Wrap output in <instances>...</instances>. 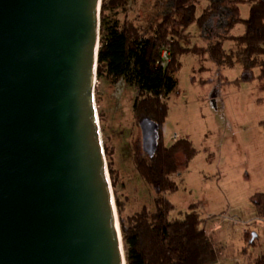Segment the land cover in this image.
<instances>
[{
	"label": "water",
	"instance_id": "water-1",
	"mask_svg": "<svg viewBox=\"0 0 264 264\" xmlns=\"http://www.w3.org/2000/svg\"><path fill=\"white\" fill-rule=\"evenodd\" d=\"M101 9L0 0V264H127L95 96ZM140 129L156 151L158 125Z\"/></svg>",
	"mask_w": 264,
	"mask_h": 264
},
{
	"label": "rangeland",
	"instance_id": "rangeland-1",
	"mask_svg": "<svg viewBox=\"0 0 264 264\" xmlns=\"http://www.w3.org/2000/svg\"><path fill=\"white\" fill-rule=\"evenodd\" d=\"M152 6L151 2L129 0L125 9L110 14L109 22L137 18L142 22ZM249 15L250 8L241 6V18ZM244 31L239 25L232 34L241 36ZM189 33L192 46L209 49L208 34L201 38L195 26ZM235 48L233 42L225 43L227 52ZM241 74L240 65L217 67L209 51L182 56L177 89L167 99L162 138L166 145L187 139L197 153L187 162L184 155L177 156L180 168L172 176L178 185L175 193H161L148 185L135 165L134 148L140 145L143 149L144 142L138 124L143 115L134 113L138 88L97 78L96 104L108 169L110 165L114 170L115 185L110 180L119 224L121 217L144 208L154 212L156 200L163 196L175 206L173 218L197 205L218 253L217 263L254 264L264 254V219L252 202L255 195L264 194V83L256 80L237 86L233 82ZM246 234L251 241L256 239L255 246L246 242Z\"/></svg>",
	"mask_w": 264,
	"mask_h": 264
},
{
	"label": "trees",
	"instance_id": "trees-1",
	"mask_svg": "<svg viewBox=\"0 0 264 264\" xmlns=\"http://www.w3.org/2000/svg\"><path fill=\"white\" fill-rule=\"evenodd\" d=\"M141 1L153 4L144 21L137 18L121 23L109 22V16L125 9L129 0H102L97 76L98 79L106 77L112 84L124 81L138 88L134 113L136 117L143 115L138 124L143 118H151L159 127V139L153 155L144 152L140 145L135 146V165L148 185L161 193H175L178 185L172 176L180 168L177 156L184 155L187 162V158L197 153L187 139L166 145L162 138V125L169 111L167 99L177 89L181 58L185 54L201 55L209 51L219 68L242 67V74L233 82L237 86L256 80L264 83V0ZM243 5L250 8L248 19L241 18ZM239 25L244 26V34L234 36L232 31ZM193 26L201 38L209 35L208 50L192 46L189 30ZM226 42H233L236 48L227 52ZM164 50L170 53L166 67H162ZM109 172L115 185L110 165ZM252 202L258 216L264 219V194L255 195ZM155 204L154 212L144 208L120 218L127 264L217 263L218 253L204 229L205 220L197 212V205L173 218L172 203L161 196ZM117 206L121 214L119 200ZM246 235V242L255 246L256 239L251 241L252 237ZM254 264H264V254Z\"/></svg>",
	"mask_w": 264,
	"mask_h": 264
},
{
	"label": "built area",
	"instance_id": "built-area-1",
	"mask_svg": "<svg viewBox=\"0 0 264 264\" xmlns=\"http://www.w3.org/2000/svg\"><path fill=\"white\" fill-rule=\"evenodd\" d=\"M162 67H166L167 63L170 61V53L168 50H164L163 55H162ZM215 264H220V263H215Z\"/></svg>",
	"mask_w": 264,
	"mask_h": 264
},
{
	"label": "flooded vegetation",
	"instance_id": "flooded-vegetation-1",
	"mask_svg": "<svg viewBox=\"0 0 264 264\" xmlns=\"http://www.w3.org/2000/svg\"><path fill=\"white\" fill-rule=\"evenodd\" d=\"M147 150H148L147 154H149V155H153L156 152V151H154V148H148Z\"/></svg>",
	"mask_w": 264,
	"mask_h": 264
},
{
	"label": "crops",
	"instance_id": "crops-1",
	"mask_svg": "<svg viewBox=\"0 0 264 264\" xmlns=\"http://www.w3.org/2000/svg\"><path fill=\"white\" fill-rule=\"evenodd\" d=\"M252 236V235H251ZM254 238H257V236L256 235H254Z\"/></svg>",
	"mask_w": 264,
	"mask_h": 264
}]
</instances>
